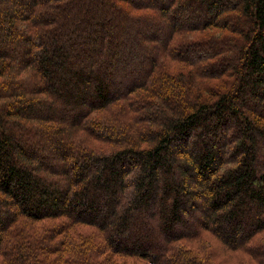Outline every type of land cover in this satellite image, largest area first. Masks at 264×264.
<instances>
[{"label":"trees","instance_id":"trees-1","mask_svg":"<svg viewBox=\"0 0 264 264\" xmlns=\"http://www.w3.org/2000/svg\"><path fill=\"white\" fill-rule=\"evenodd\" d=\"M0 264H264V0H0Z\"/></svg>","mask_w":264,"mask_h":264},{"label":"rangeland","instance_id":"rangeland-1","mask_svg":"<svg viewBox=\"0 0 264 264\" xmlns=\"http://www.w3.org/2000/svg\"><path fill=\"white\" fill-rule=\"evenodd\" d=\"M215 244L217 243L213 238L211 239ZM216 246H219V244L217 243ZM220 250V249H218ZM220 258V257H219ZM221 259V258H220ZM222 262H224L222 259H221Z\"/></svg>","mask_w":264,"mask_h":264}]
</instances>
